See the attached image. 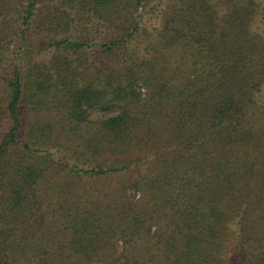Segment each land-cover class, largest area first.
Masks as SVG:
<instances>
[{"label": "trees", "instance_id": "obj_1", "mask_svg": "<svg viewBox=\"0 0 264 264\" xmlns=\"http://www.w3.org/2000/svg\"><path fill=\"white\" fill-rule=\"evenodd\" d=\"M263 24L264 0H0V264H264Z\"/></svg>", "mask_w": 264, "mask_h": 264}, {"label": "rangeland", "instance_id": "obj_2", "mask_svg": "<svg viewBox=\"0 0 264 264\" xmlns=\"http://www.w3.org/2000/svg\"><path fill=\"white\" fill-rule=\"evenodd\" d=\"M149 15H150V14H147V17H148V18H149ZM154 21H156V20H154ZM262 29L264 30V24H263ZM263 33H264V31H263ZM36 38H37V43H35V47H36L35 51L37 52V51L40 50V47H39V46H40V43H39V38H38V37H36ZM88 38H89L90 41H92V37H91V35H89ZM95 48H96V47H95ZM39 52H40V51H39ZM99 53H100L99 49H96V55H95L96 58L99 57V55H98ZM40 54L42 55V57H43L44 59H48L47 57H49L50 52L44 49V50L41 51ZM104 58H107V57L105 56ZM4 67H5V66H0V74H1L2 72L5 71L6 68H4ZM261 99H263V101H264V90H263V92L261 93ZM111 113H113L112 110L97 111V114H106V115H108V114H111Z\"/></svg>", "mask_w": 264, "mask_h": 264}]
</instances>
